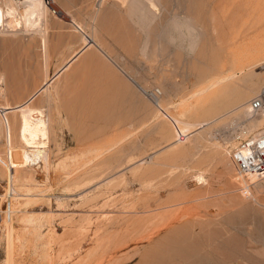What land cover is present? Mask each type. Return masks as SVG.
<instances>
[{"label":"rangeland","instance_id":"1","mask_svg":"<svg viewBox=\"0 0 264 264\" xmlns=\"http://www.w3.org/2000/svg\"><path fill=\"white\" fill-rule=\"evenodd\" d=\"M15 1L21 14L26 0ZM45 1L48 62L33 29L0 33V107L23 104L85 39L93 46L50 88L49 168L25 162L19 113L8 115L10 142L0 110V264H76L99 236L111 246L90 264H264V193L254 177L238 176L225 145L248 117L228 113L264 90V66L245 56L264 42V0H159L148 30L133 25L122 0ZM175 15L204 33L193 53L169 41ZM240 63L238 79L186 111ZM188 209L198 210L195 233L181 218ZM187 245L192 258L171 254Z\"/></svg>","mask_w":264,"mask_h":264},{"label":"bare ground","instance_id":"2","mask_svg":"<svg viewBox=\"0 0 264 264\" xmlns=\"http://www.w3.org/2000/svg\"><path fill=\"white\" fill-rule=\"evenodd\" d=\"M100 1H101V5L100 4L99 5L101 7L102 5H104V3L106 1H112V0H100ZM25 3H26V5L22 6L23 7V11L20 14L19 11H18L19 10L18 2H16L15 0H0V33H2L5 30V28H7V27H11V28L14 27V28H17V29L18 28H20V29L24 28L26 30L33 29L34 30L33 34L35 32L34 35H38L40 37V39H41V47H42V49L44 51V55L43 56H45L44 60H45V62H48V60L50 59V56H51L50 48H49V44H48L49 43L48 42L49 39H48V36H47V30H46L48 28V24L46 23V24L43 25L42 24V20L47 17V14L49 13V9H48L49 6L48 7L46 6V1L45 0H26ZM118 3H120V2H118ZM121 3H122V5H121ZM121 3H120L121 7L124 6L123 8H127L126 11L128 12V14H126V15H128V19L130 18V21H132L134 23V24L132 23L133 25L140 27V30L141 29H147L148 30V28L151 25H153L154 20L157 19L156 16L159 15V14H156L157 13L156 12L157 8H158V6L160 4L159 0H122ZM112 6H114V5H112ZM254 6H255V4H254ZM255 7H258V6H255ZM254 9L255 8L253 7L252 10L255 11ZM96 12H97V15H98V13L100 11H98V9H97ZM188 21H190V20H185V19H182V18H178L175 15L174 19H172V22L169 23L170 27L172 28V32L170 31L171 33L170 34L168 33V37H169L170 43H172V44L179 43V44H181L180 47H182V49H185L184 43H186L187 46H188L187 47L188 51L190 53H193L196 50L197 46H198V41L200 43V40L204 36V33L201 30L200 26L197 27V25H196L194 27V26H192L194 24H190V22H188ZM42 25L44 26V28H42ZM251 26L257 28V26L254 25V23ZM171 28H170V30H171ZM28 32H31V30L28 31ZM174 32H176L177 34L174 33ZM91 39H90V41H91ZM217 40L220 42V44L223 43L222 40L220 39V37H218ZM90 41H89V43H87L88 41L85 39L83 41L84 42V44H83L84 47L81 48L80 51H78L75 55H73V57L66 64L64 63L65 65L63 64L64 66L63 67L61 66V68H59V70H57V72L55 71L56 73H54V76L52 75L53 76L52 78H48V77L45 78V81H44L43 85L36 92L31 94L30 97H28V99L23 104L15 106V107H7V106L6 107H0V110L3 109V113H4V117L3 118H5V121H3V122H4L5 126H6V128H8V134H9L10 142H11V139H12V137H11L12 136L11 135L12 134L11 133L12 129L11 128H12L13 125H11L10 120L8 119V115H9V113H14V112L19 113V116H20V120H18L19 124L17 125L18 122L16 123V126L18 128L16 126L15 127H16V129H18V133L17 134H18V137H19L18 138L19 141L21 143H23L22 144L23 146H25V154L23 155V159L31 167H34L36 164H40V163H36V160H39L40 162H42L45 169L50 167V163H51L50 159L51 158H50V153H49L48 149L46 148L47 147L46 144L48 143L46 140L49 137L48 136V134H49V124L51 122V117H50L51 115L50 114L52 112V104H54L55 100L53 99V96H52L53 94L51 95L49 93V91H50V88L53 85V83L57 79H59V77L71 67V65L80 57V55L87 48L89 49V47L93 46V44H92L93 41H92V43ZM144 44H146V43H144ZM95 46H98V45H95ZM145 46H146V48H148V44L145 45ZM254 48H255V51H253V52H249L248 51V53L245 55V56L248 57L247 60H250V57H251V59L252 58L256 59L255 62L252 63V66H254V67L264 66V42L263 41L262 42L259 41L256 44V47H254ZM145 50L146 49H143V53H144ZM141 52H142V50H141ZM144 54H145L144 56L147 55V50H146V52ZM254 57H256V58H254ZM45 62H44V65H45ZM244 72H245V66H244V64L240 63V67L238 66L235 69H233V74L232 75L230 74L231 76L223 78V79L220 78L222 80H220V79L218 81L216 80L215 83L213 81L212 83H214V84H212V85L210 84L211 86L209 85V87L206 88L205 90L201 89V91L198 92L195 95V96L198 97V99L195 100L194 102H189V103L186 104V111L187 112H192V111L194 112V110L202 109L204 104H205V100H203L202 96L204 95V93L207 90H210L211 88L215 87L216 85L221 84L223 81H227V80H230V79L234 80L235 77H237L238 74H242ZM237 79H238V77H237ZM237 79H236V81H237ZM261 92L259 93V95L261 94ZM43 94H45V98L38 100L39 97H41V95H43ZM259 95H257L256 97H258ZM200 96H201V98H199ZM38 101H39V103L45 101V103H46L45 106L43 108L42 107L41 108L35 107L36 102L38 103ZM251 101L249 102V104H242L241 106H238L235 110L231 111L228 114L231 115V114H233L232 112L242 111V113L244 115L248 116V117H246V119H241L242 117L238 118V119H240V122H243V123L246 124V126L242 128V135L246 136V137L247 136H253L255 138H259V136H262L264 134V111H256V110H254L252 105H251ZM183 104H185V102ZM182 111H185V110L182 109ZM193 114H195V113H193ZM228 114L226 113V115H228ZM243 114H242V116H243ZM183 116L184 115L181 116L182 119L185 117V116L184 117ZM189 116H190V114H189ZM224 116L220 117L217 120H223V119L228 117V116L227 117H224ZM14 121H17V120H14ZM215 122L216 121L207 122V123L203 124V129L202 130H204L205 127L210 126L212 123H215ZM14 125H15V123H14ZM251 125L255 129L254 128L252 129ZM255 126L258 127L259 129L256 128ZM15 127H14V129H15ZM254 130H258V131H254ZM0 132H1V130H0ZM229 142L230 141L226 140L225 145L227 146V143H229ZM226 150H228L227 147H226ZM229 157H230V155H229ZM230 160L232 161L233 165L236 167V164L234 163L233 159L230 158ZM236 169H237V167H236ZM237 171H238V169H237ZM238 176L241 179H246V178L242 177L239 174V172H238ZM250 178H253V177H250ZM254 178L256 179V187H257V189L261 193H264V183H263L264 180H258L256 177H254ZM249 179H247V180H249ZM32 180H33V177H32ZM24 183H28V182H24ZM18 189L20 190L21 188H18ZM13 207H14V205H13ZM195 211L198 212V210H195V209H188L186 211H183L182 212L183 216L181 217V218L185 219V223L184 224L191 225L192 229L190 231L192 233L196 232V226H197L196 225L197 221L195 222L192 219V216H194ZM180 214H181V212H180ZM179 217L180 216H178V218ZM35 220L36 219H34L33 216H24L22 221H21V223L24 224V225H29V224L32 225L33 221H35ZM209 223H210V221H209ZM206 227H209V225H207ZM204 229H202V230H204ZM24 230H25V228H24ZM25 232H26V230H25ZM25 232H23V234L20 237L21 241H23V237H24V233ZM98 233H97V235H98ZM197 237H198V235H197ZM114 245H115V243H114ZM110 246H111L110 240H106L105 236H99L96 239V241H95V249H94V251L91 252L90 254H88L86 258H84L82 260H79L76 264H90V262L92 260H96V259L102 257L103 251H101V250L103 248L107 249ZM123 246L124 245H122V247ZM179 247L181 249V246H179ZM189 247H190V245H187L186 246V250H183V251H180L178 248H176V249L173 248L172 250L174 252L171 253V254H174V255H177V256H180V255H183V254L191 256V255H193V251L189 252ZM190 250H191V248H190ZM192 250H193V248H192ZM170 252H172V251H170ZM74 253H76V252H74ZM176 257H174V258H176ZM166 258H168V257H166ZM191 258H192V256H191ZM186 259H187V257H186ZM195 260H196V258H195ZM12 261H13V259L11 257H9L7 260L4 261L3 264H11ZM99 263H101V262L99 261Z\"/></svg>","mask_w":264,"mask_h":264},{"label":"built area","instance_id":"3","mask_svg":"<svg viewBox=\"0 0 264 264\" xmlns=\"http://www.w3.org/2000/svg\"><path fill=\"white\" fill-rule=\"evenodd\" d=\"M251 105L256 111H264V90L258 97L252 99ZM245 126V123L240 122L230 132L226 139L230 141L227 143L228 154L242 177L264 180V134L259 138L243 136L242 128ZM1 255L0 244V258Z\"/></svg>","mask_w":264,"mask_h":264}]
</instances>
